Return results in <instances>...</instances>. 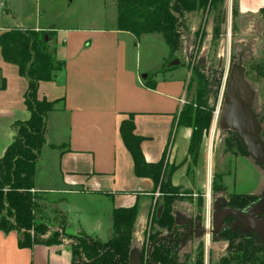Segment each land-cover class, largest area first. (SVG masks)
Wrapping results in <instances>:
<instances>
[{
  "label": "crops",
  "instance_id": "obj_1",
  "mask_svg": "<svg viewBox=\"0 0 264 264\" xmlns=\"http://www.w3.org/2000/svg\"><path fill=\"white\" fill-rule=\"evenodd\" d=\"M243 1L239 0L238 14L243 17L254 13L255 8ZM262 23L264 29V17ZM5 29L11 27H0V33ZM45 29L48 28L31 30ZM49 29H54L55 34L51 49L64 66L51 81L40 83L37 90L39 100L60 102L46 117L45 144L35 167L34 190L64 196L59 199V206L65 202V196L98 197L105 205L103 214L109 219L102 232L112 229L114 210L130 208L135 203L137 233L141 237L142 214L156 202L158 189L152 180L135 177L131 157L120 138L119 126L131 115L134 135L144 139L140 149L145 162L156 164L162 160L172 186L211 200L214 193L209 157L213 143L203 138L197 162L192 165L187 154L191 129L177 126L186 101L188 77L176 79L174 73L179 71L166 69L160 79L155 78V73L146 74L143 79L142 39L116 31L112 26L91 24ZM16 75L18 79L11 75L16 87H10L0 73V91L5 89L0 93L4 94L0 95V159L13 142L15 124L29 119L23 101L26 80L18 71ZM222 157L220 154L219 167ZM221 168L216 176L224 180ZM187 205L191 208L192 200ZM64 213L68 214L67 209ZM76 213L70 212V221ZM211 221L210 211L206 225ZM86 226L83 224L91 232ZM98 228L103 226L100 224ZM18 240L16 231H0V264H70V253L62 245L22 249L18 247Z\"/></svg>",
  "mask_w": 264,
  "mask_h": 264
},
{
  "label": "trees",
  "instance_id": "obj_2",
  "mask_svg": "<svg viewBox=\"0 0 264 264\" xmlns=\"http://www.w3.org/2000/svg\"><path fill=\"white\" fill-rule=\"evenodd\" d=\"M226 8L227 0H116L115 30L129 33L135 38L161 35L173 55L184 54L185 57L192 58V53L186 55L183 43L190 39V16L200 14L199 25L193 32L197 46L202 47L207 36L204 27L210 24V46H214L217 59L219 39L224 34L223 27L227 19ZM231 14L234 22L238 16L236 0L231 1ZM259 15L264 17V8ZM53 30L48 32L11 28L0 33L3 62L15 66L18 75L26 80L23 101L29 113L27 121L15 124L13 142L0 159V231H16L19 234L18 247L22 249L38 245L66 246L71 256L70 264H205L203 241L197 246L194 263H191V253L180 256L183 242L204 237L203 234L192 232L203 229V197L198 196L197 221L201 223L197 226L190 220L184 221L173 215L172 204L183 195L180 189L171 185L169 175L163 170L162 160L156 164L145 162L140 149L144 139L134 135L131 115L119 126L120 138L131 157L135 177L150 179L158 188L162 199L157 200L155 206L161 202L157 209L161 211L159 216H153L151 226L167 232L164 236L153 238L148 254L144 253L141 246L131 247L134 242L132 231L137 218L136 206L113 211L114 236L108 242H102L83 232L79 235L68 234V217L57 207L58 203L49 204L42 193L34 190L35 167L45 144L46 117L60 102L37 98L39 84L51 81L64 66L57 61L50 46L55 37ZM231 31L234 34V25ZM188 66L192 75L189 86L196 82L195 95L194 100L180 112L177 126L191 129L187 154L190 163L195 165L200 144L209 133L213 120L214 105H210V100L219 91V80L214 77L221 72L210 69L214 77H209L205 74L204 67L194 61ZM218 76L220 78V74ZM149 88L153 86L149 85ZM238 150L241 155L245 153L239 144ZM260 196L232 194L224 205L228 210L225 213L249 216L248 213H243L244 210L255 206L261 199ZM222 215L220 214L219 219ZM262 216L264 212H259L256 218ZM260 227H264V222ZM210 238L213 243H226L224 253L217 258L218 264H264V234L251 229L248 223L237 217L227 216L219 231L213 232ZM134 256L137 261H134Z\"/></svg>",
  "mask_w": 264,
  "mask_h": 264
},
{
  "label": "rangeland",
  "instance_id": "obj_3",
  "mask_svg": "<svg viewBox=\"0 0 264 264\" xmlns=\"http://www.w3.org/2000/svg\"><path fill=\"white\" fill-rule=\"evenodd\" d=\"M231 1L227 0V19L223 27L224 34L219 39L220 47L217 52L219 54L217 59H215L214 46H210V40L212 39L210 24L204 27L207 36L202 42V47L197 46L193 32L196 31L199 25L201 19L200 14L190 16V39L183 43V49H185L186 55H189L190 52L193 54L192 58L185 57L184 54L178 56L173 55L161 35L151 34L139 37V39H142L140 41V53L143 66L140 71L141 76L155 73V78L160 79L162 77L161 74L167 69L179 71L174 73L176 79L185 80L188 77L187 96L183 108L190 101L194 100L196 88V82H193L189 86V81L192 77L188 66L189 63L194 61L201 65V67L203 66L205 74L209 77H214L210 69L221 72L217 73L214 77L216 80H219V91L216 97H212L213 104L212 100H210V105H214L212 113L213 120L209 133L204 137L205 140L213 143L209 158L213 179L212 191L214 194H211V200L208 196L206 198L203 197L204 220L202 224L203 229L207 227V232L213 231L216 225L218 226L220 214L222 215V213L228 211L224 205L233 193L252 196L261 195L259 202L255 206L244 210L243 213H248L247 215L251 219L253 218L258 226H262V222H264V216L256 218L259 212H264V165L251 157L247 143L248 135L240 133L234 134L225 127L226 107L232 106V99L237 97L238 103L247 110L251 120L260 129V133L255 138L254 144L257 152L264 156V29L261 16H256L264 8V0H244L243 2L251 8H255V11L254 13L249 12L247 13L248 16L243 17L238 14L234 22L231 14ZM236 1L237 5H239V0ZM116 17V0H0V27L7 26L13 28L20 26L25 28L23 30L48 28L42 30L48 32L51 31L49 28L85 27L91 24L107 27L112 26L115 28ZM232 25H234V34L231 31ZM219 59L222 60L220 68H218ZM176 60L179 61L178 66L169 67ZM0 73L6 85L8 83L10 87H16V82L11 79V75L15 79H18L16 75L17 70L13 66L4 64L1 56ZM218 74H220V78ZM231 74L237 76L235 93L230 91L232 83ZM4 91L5 89L0 91V93ZM0 95L3 96L4 94ZM0 101L2 102L1 96ZM238 144L245 151L243 155L238 150ZM220 154L223 155L221 162L222 168L217 166ZM207 163L206 165H208ZM219 168L223 172L222 175L225 176L224 180L216 176V174L219 175ZM221 183L224 184L221 186L219 185ZM181 193L183 195L182 198L172 204L173 215L184 221L190 220L194 226H197L201 223V221H197L199 212L197 203L200 194L192 196L188 191H181ZM41 195L51 205L58 203L59 199L64 197L54 193L47 195L42 193ZM155 198H157L156 201H160L162 196L159 197L158 194ZM64 199L65 202L60 206L57 205V207L64 212L67 209L69 215L67 214L68 226L66 232L68 234L79 235L80 232H83L102 242H108L114 236L113 228L102 232V230H105L106 222L109 219L103 214L105 212V205L100 203L102 200L98 197L75 199L72 196H65ZM189 200H192L191 208L187 205L189 204ZM210 201H212L211 208H209ZM155 203L153 202L149 210L142 214L144 220V225L142 222V226L144 227L142 236L139 237L137 233V218L132 231L134 242L131 244V247L137 248L141 246L145 254H148L153 238L164 236L167 233L165 229L154 225L151 226V219L157 214L156 211L161 202H158V206H155ZM180 203L185 210H180L182 208ZM134 205L135 203L131 207ZM210 211L212 221L211 224L206 225V218L210 214ZM70 212H77L73 221L69 219V216H71ZM215 214L217 216L213 219ZM75 221L80 223V225H76L77 222ZM244 222L251 226L249 222ZM82 223L85 226L87 224L86 227L89 230L91 229V232L87 231ZM100 224L103 226V229L98 228ZM97 228L99 230L98 233ZM210 236L209 238L204 236L202 239L195 238L191 241L183 242L184 246L180 250V256L191 253L193 257L191 263H194L197 246L203 241L205 264H218L217 258L224 253L226 243H213L211 242ZM133 259L137 261L135 256Z\"/></svg>",
  "mask_w": 264,
  "mask_h": 264
},
{
  "label": "water",
  "instance_id": "obj_4",
  "mask_svg": "<svg viewBox=\"0 0 264 264\" xmlns=\"http://www.w3.org/2000/svg\"><path fill=\"white\" fill-rule=\"evenodd\" d=\"M225 21V18L223 19ZM179 61H173L169 67H174V66H178ZM222 64V60L219 59L218 61V68L221 67ZM232 78V83H231V92L235 93V85H236V81H237V76L235 74H231L230 75ZM143 79L146 78V75L142 76ZM232 106L230 107H226L227 111L225 114V127L227 129H229L230 131L236 132V133H240V134H244V135H248L247 138V143H248V148H249V153L251 155V157L255 160H257L259 163L264 165V156H262L260 153L257 152V149L255 147V138L258 136V134L260 133V129L259 127L251 120L250 115L248 114L247 110L238 103V99L237 97L232 99ZM160 209L157 211V216L160 215ZM217 214H215V218H216ZM227 216H234L239 218L240 220L243 221H247L251 224L250 228L253 230H256L259 233L264 234V227H260L258 226L253 219H251L250 217H247L243 214L240 213H231V212H227L224 213L221 218L219 219V226L216 230H213L211 232H207L206 228L202 229V230H194L192 231L195 234H203L205 237L209 238V236L213 233V232H218L219 229L221 228L224 219ZM190 232V234L192 233Z\"/></svg>",
  "mask_w": 264,
  "mask_h": 264
},
{
  "label": "built area",
  "instance_id": "obj_5",
  "mask_svg": "<svg viewBox=\"0 0 264 264\" xmlns=\"http://www.w3.org/2000/svg\"><path fill=\"white\" fill-rule=\"evenodd\" d=\"M183 103V102H182ZM156 196H158V194H156Z\"/></svg>",
  "mask_w": 264,
  "mask_h": 264
}]
</instances>
